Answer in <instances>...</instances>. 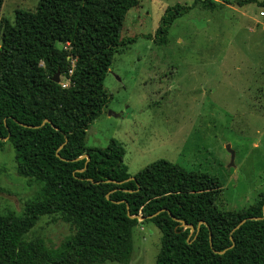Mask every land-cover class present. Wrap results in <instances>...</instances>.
I'll use <instances>...</instances> for the list:
<instances>
[{
	"label": "trees",
	"instance_id": "trees-1",
	"mask_svg": "<svg viewBox=\"0 0 264 264\" xmlns=\"http://www.w3.org/2000/svg\"><path fill=\"white\" fill-rule=\"evenodd\" d=\"M136 4L37 0L32 10L16 9L12 22L1 21L0 147L6 137L16 174L40 186L22 213L0 212V264H127L132 228L145 221L160 232L153 264H264V195L225 210L214 204L221 187L215 176L165 159L130 175L120 142L84 145L86 128L109 100L103 79L112 57L134 41L119 38V29ZM219 5L193 0L165 7L151 40L164 44L173 20L193 7L213 11ZM257 5L264 7V0ZM55 72L65 77L64 86L52 80ZM45 214L59 215L71 230L54 249L22 238ZM179 220L198 225L196 233L188 236Z\"/></svg>",
	"mask_w": 264,
	"mask_h": 264
},
{
	"label": "rangeland",
	"instance_id": "rangeland-1",
	"mask_svg": "<svg viewBox=\"0 0 264 264\" xmlns=\"http://www.w3.org/2000/svg\"><path fill=\"white\" fill-rule=\"evenodd\" d=\"M192 1L137 0L126 12L119 38L134 41L112 57L103 79L109 100L86 128L84 145L120 142L130 175L165 159L215 176L221 187L214 204L239 210L264 195V7L257 5L262 0L241 6L216 0L220 5L213 11L195 6L173 20L164 44H155L151 35L163 9ZM36 2L3 0L0 23L12 22L16 9L32 10ZM58 81L66 79L58 75ZM3 141L0 212L20 214L40 184L16 174L12 146ZM70 232L59 215L45 214L22 238L54 249ZM159 237L150 221L134 226L127 264H153Z\"/></svg>",
	"mask_w": 264,
	"mask_h": 264
},
{
	"label": "water",
	"instance_id": "water-1",
	"mask_svg": "<svg viewBox=\"0 0 264 264\" xmlns=\"http://www.w3.org/2000/svg\"><path fill=\"white\" fill-rule=\"evenodd\" d=\"M52 80L54 81V82H58V73L57 72H55L54 74H53V77H52ZM45 122H48L46 119H43L42 120V122H41V124H43V123H45ZM6 139V137H4L3 138V140H5ZM226 148H227V150H229L230 151V153H231V155H232V152H231V150L230 149H228V145H226ZM79 158H85V162H84V164L86 163V161L88 160V156H87V154H84V155H82V156H80ZM133 177L132 176H130V177H128L127 179H132ZM128 206H127V204H126V208H127ZM162 210H164L163 208L160 210V211H162ZM127 213H128V210L126 211ZM157 212H155L154 214H156ZM153 214V215H154ZM130 216V215H129ZM130 217H134V216H130ZM262 217H264V204L262 205ZM136 218L137 219H139V220H141L142 219V217L141 216H136ZM175 220H177V219H175ZM180 221V223L182 224V226L183 227H185V228H188V236L189 235H191L193 232L194 233H196V231H197V229H198V225L196 226V228L194 229V227L191 225V224H187V223H185L184 221H182V220H179ZM244 221V219H242V220H240L239 222H238V224L234 227V228H236L238 225H240L242 222ZM201 222V221H200ZM199 222V223H200ZM209 239H210V236H209ZM231 239V238H230ZM209 244H210V241H209ZM231 245H232V242H231ZM223 252V250H221V251H218V253H222Z\"/></svg>",
	"mask_w": 264,
	"mask_h": 264
},
{
	"label": "built area",
	"instance_id": "built-area-1",
	"mask_svg": "<svg viewBox=\"0 0 264 264\" xmlns=\"http://www.w3.org/2000/svg\"><path fill=\"white\" fill-rule=\"evenodd\" d=\"M262 14V12H260ZM60 82V81H59ZM61 86H64L66 82H60Z\"/></svg>",
	"mask_w": 264,
	"mask_h": 264
}]
</instances>
